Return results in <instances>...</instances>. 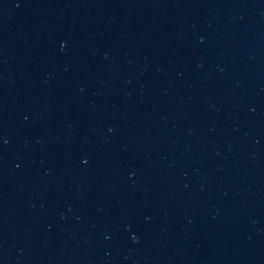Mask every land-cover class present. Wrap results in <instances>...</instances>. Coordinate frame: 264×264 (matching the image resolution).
<instances>
[{"label": "water", "instance_id": "95a60500", "mask_svg": "<svg viewBox=\"0 0 264 264\" xmlns=\"http://www.w3.org/2000/svg\"><path fill=\"white\" fill-rule=\"evenodd\" d=\"M0 264H264V0H0Z\"/></svg>", "mask_w": 264, "mask_h": 264}]
</instances>
